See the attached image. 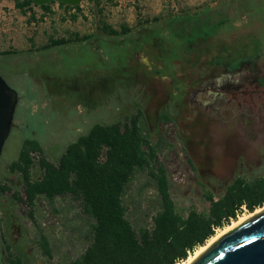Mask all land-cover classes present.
<instances>
[{
	"label": "rangeland",
	"instance_id": "rangeland-1",
	"mask_svg": "<svg viewBox=\"0 0 264 264\" xmlns=\"http://www.w3.org/2000/svg\"><path fill=\"white\" fill-rule=\"evenodd\" d=\"M195 17L220 22V34L201 39L209 27L196 26ZM104 23L131 31L109 36ZM85 36L90 38L75 42ZM61 38L74 42L51 46ZM255 38L256 70L263 73L264 0H102L100 6L82 0L80 12L56 3L49 13L37 7L21 11L15 0H0V55L11 53L0 56V75L19 95L0 181L21 191V178L8 166L25 139H37L56 158L94 124L141 109L152 141L164 142L159 161L179 211L205 213L207 194L217 198L236 177L264 175V99L245 112L220 116L187 113V99L177 113L173 102L185 85L195 86L197 76L208 77L226 64L243 63L244 71L252 70L247 63L254 65ZM218 55L220 63L209 68ZM185 91L188 97L190 89ZM12 193L0 197V264H8V246L23 253L28 264H69L83 253L91 229L76 202L40 198L31 215ZM123 204L135 227L151 224L158 194L145 173L128 184ZM249 214L243 209L238 218ZM45 241L51 257L42 248Z\"/></svg>",
	"mask_w": 264,
	"mask_h": 264
},
{
	"label": "trees",
	"instance_id": "trees-1",
	"mask_svg": "<svg viewBox=\"0 0 264 264\" xmlns=\"http://www.w3.org/2000/svg\"><path fill=\"white\" fill-rule=\"evenodd\" d=\"M86 1L96 6L102 2ZM56 3L38 6L30 0H15L18 10L32 11L37 7L48 13ZM57 4L66 11L80 12V5ZM192 20L196 26L209 27L201 39L220 34V22H203L196 17ZM102 30L109 36L131 31L123 28L119 32L105 23ZM89 38L77 37L75 42ZM71 42L74 40L61 38L53 40L51 46ZM162 119L169 120L166 115ZM164 146L162 140L152 141L141 109L112 123L94 124L88 132L68 143L56 158H51L37 139L27 138L17 160L8 166L10 174L21 178V191H14L8 183L0 181V197L13 192L16 201L28 207L31 215L40 198L50 203L58 198L76 202L90 226V241L83 253L69 264H177L204 246L217 229L235 221L243 209L254 213L264 206V175L239 176L217 198L207 194L210 207L205 213L193 210L183 215L172 195L166 168L159 161ZM139 173H145L155 187L158 209L150 225L137 228L127 217L123 196ZM42 248L51 257L47 241ZM7 251L8 264H28L23 253L12 251L10 246Z\"/></svg>",
	"mask_w": 264,
	"mask_h": 264
},
{
	"label": "flooded vegetation",
	"instance_id": "flooded-vegetation-1",
	"mask_svg": "<svg viewBox=\"0 0 264 264\" xmlns=\"http://www.w3.org/2000/svg\"><path fill=\"white\" fill-rule=\"evenodd\" d=\"M256 37V36H255ZM200 39V38H198ZM211 40L212 38H208ZM254 41V60L253 64L247 63L252 70L244 71L243 63H238L236 67H229L220 69L216 72H210L208 77H201L199 75L194 79L192 83L195 86L185 85L184 89L179 92L176 88V92L180 93L181 97L178 102H173L177 113H180L181 109L185 107L187 99V113H208L211 115L220 116L221 113H239L240 111H246L247 105H253L256 107V102L260 99H264V72L256 70V43ZM218 56H214L209 61V68L218 61ZM248 76L242 79L243 74ZM173 83V80H172ZM191 86V87H189ZM186 88L189 96L186 97ZM181 108V109H179Z\"/></svg>",
	"mask_w": 264,
	"mask_h": 264
},
{
	"label": "water",
	"instance_id": "water-1",
	"mask_svg": "<svg viewBox=\"0 0 264 264\" xmlns=\"http://www.w3.org/2000/svg\"><path fill=\"white\" fill-rule=\"evenodd\" d=\"M38 6L51 2L76 7L82 0H30ZM19 95L0 75V164L14 126ZM192 264H264V211L225 234Z\"/></svg>",
	"mask_w": 264,
	"mask_h": 264
},
{
	"label": "bare ground",
	"instance_id": "bare-ground-1",
	"mask_svg": "<svg viewBox=\"0 0 264 264\" xmlns=\"http://www.w3.org/2000/svg\"><path fill=\"white\" fill-rule=\"evenodd\" d=\"M263 209H258L254 213H250L249 215H243L240 216L237 220L233 221L231 224H229L227 227L221 229L216 235H214L210 240H208L207 245L201 246L193 255H190L184 262L181 264H192L195 259L203 253L210 245H212L215 241H217L219 238L223 237L225 234L231 232L232 230L236 229L246 221L250 220L254 216L258 215L259 213L263 212Z\"/></svg>",
	"mask_w": 264,
	"mask_h": 264
}]
</instances>
